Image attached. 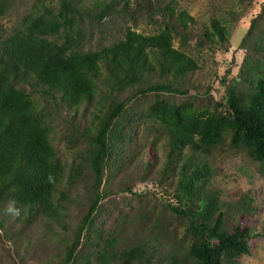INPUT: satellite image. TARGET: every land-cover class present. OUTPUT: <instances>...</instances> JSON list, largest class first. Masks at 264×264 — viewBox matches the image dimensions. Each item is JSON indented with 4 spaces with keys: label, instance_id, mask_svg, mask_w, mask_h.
Segmentation results:
<instances>
[{
    "label": "trees",
    "instance_id": "trees-1",
    "mask_svg": "<svg viewBox=\"0 0 264 264\" xmlns=\"http://www.w3.org/2000/svg\"><path fill=\"white\" fill-rule=\"evenodd\" d=\"M18 1L0 0V246L12 236L27 246L31 226L41 222L54 234L62 230L57 264H233L249 255L250 229L225 222L206 160L239 155L264 176V5L240 41L244 58L236 76L220 79L224 100H216L209 84L203 94L189 95L203 66L188 41L226 53L227 24L236 17L198 25L164 0L155 10L151 0H32L5 28L1 21ZM155 13L159 19L150 20ZM139 17L155 25L154 33L136 30ZM37 91L45 103L60 101L77 114L92 110L84 127L68 122L67 143L86 145L68 165L53 141L57 107L54 116L40 108ZM150 94L152 104L128 119L127 105ZM133 119L146 125L139 144L137 126L129 132ZM147 146L157 160L141 158ZM86 176L90 184L77 201L83 212L70 221L71 184ZM150 179L154 189L146 185ZM113 195H122V210L112 207L111 225L98 219ZM248 197L232 209L251 215ZM10 205L18 211L9 212Z\"/></svg>",
    "mask_w": 264,
    "mask_h": 264
},
{
    "label": "rangeland",
    "instance_id": "rangeland-1",
    "mask_svg": "<svg viewBox=\"0 0 264 264\" xmlns=\"http://www.w3.org/2000/svg\"><path fill=\"white\" fill-rule=\"evenodd\" d=\"M49 0H47L48 2ZM104 0H101V2ZM117 2V0H105ZM104 1V2H105ZM173 4L176 14L179 12H187L190 16L194 17L196 22L199 24L206 23L210 18L215 17L219 20H226L227 22L230 19V16L236 17L237 21H232L227 24V27L230 29L227 36V46L228 52L224 53L222 50H210L207 47L198 50L195 49L194 38H190L188 41V50L192 56L199 60V64L203 66V69L193 76V80L197 82L198 88L191 89L189 95L194 96V94L199 93L203 94L205 92L206 86L209 84L212 87V95H214L216 100L223 99L224 97V88L220 85V79L223 76H229L233 78L236 76L239 66L241 65L244 54L239 48L241 39L244 37L247 29L250 26L251 21L255 16L260 13L261 6L264 5V0H164ZM32 0H21L17 2V5L13 12L8 15L4 20L1 21V25L5 28L10 26H15L16 22L19 20V17L22 16L24 11L30 7ZM92 2V1H91ZM157 2L160 0H151L152 8L155 10L158 8ZM154 13V12H153ZM152 13V15H153ZM230 15V16H229ZM155 16V17H154ZM154 16H151L150 20H158L160 17L159 13H155ZM234 19V18H232ZM138 24L137 31H142L146 34L154 33L155 25L151 21L144 18ZM144 21V22H142ZM148 23V24H147ZM149 23H151L149 25ZM82 30H85V35L87 36L88 32V23L83 24ZM88 32V33H87ZM92 43V42H91ZM90 44H86L82 49H90ZM175 48H181L178 38L174 41ZM150 83L154 82L153 79ZM29 91V90H28ZM27 91V92H28ZM126 92L120 94L118 101L124 100L129 96ZM34 100H36L40 108H45L51 114H53V107L56 106L55 112L59 113V116L56 114L55 133L53 134V141H56V149H59L62 155V162L67 165L70 163L72 158H75V155L78 156L80 153L85 150L84 140L82 142L76 141L72 138L71 142L67 143V137L69 134V123L72 122L80 127H84L88 121V113L92 111L91 109L86 111L84 107L80 108V112L77 114L74 110L69 109L66 104L58 101L57 106L54 102L45 103L44 96L41 91H37L34 95ZM153 94L147 95L141 102L133 100L129 105H127V110H129L128 119L133 112V115L143 112L147 107L152 104L154 98ZM43 98V99H42ZM224 100V99H223ZM173 101V100H172ZM178 103L180 100H174ZM54 116V114H53ZM62 118V123L60 122ZM134 118V117H132ZM129 132L132 131L133 127H136V134L134 142L139 144L141 141V131L146 127L143 123H136V121H128ZM140 130V131H139ZM60 138H65L66 141L61 140ZM139 140V141H137ZM62 143V144H61ZM160 144V143H159ZM68 145V146H66ZM55 146V145H54ZM67 148L69 152L67 151ZM156 155L151 150L150 146H147L145 153L141 158L144 160L155 161L153 159ZM160 160L155 163L158 165L156 169L161 166L163 155L161 152H158ZM78 164L83 163L81 159L75 160ZM211 166L210 174V185H212V191L217 190L218 198L221 203V209L225 213V222L230 226H240L241 228H249L251 232V238L249 239V255H243L236 258L233 264H264V176L259 172L258 164L248 160L246 157L242 156H223L218 159L208 157L206 160ZM132 167V166H130ZM129 167V168H130ZM136 170H131L128 173L132 175V178L137 176L139 172V166L136 165ZM108 175V172L105 173V176ZM104 176V177H105ZM120 178V177H119ZM125 178V177H124ZM131 178V176H130ZM133 183V180L131 181ZM90 184L89 176L82 179H76L74 183L71 184V195L74 196V204L71 206L70 210V221L77 220L83 209H80V204L78 207L77 201L81 199V196L85 194L88 185ZM154 182L150 179L147 182V186L150 189H154ZM66 185V184H65ZM64 186V185H63ZM62 186V190L64 187ZM142 184L136 183V189H141ZM70 189V187H67ZM106 189L111 191L115 189V186H106ZM155 191V190H154ZM126 195H129L126 193ZM246 195H249L248 199H253L252 207L254 208L251 215L248 214H238L233 210V206H236L240 203V200L245 198ZM79 196V197H78ZM122 195H113L108 197L103 201L102 206L107 210V214H102L98 221L108 220V224H113L115 221L112 219V207L122 210ZM128 197V196H127ZM130 200V199H129ZM135 202L132 201V206H135ZM136 207V206H135ZM126 212H130L131 209H125ZM97 221V222H98ZM32 230L29 234L28 240L29 244H25V240L18 239L15 240V237L12 236L10 242L5 246H0V264H57L60 261V258L63 256L64 245L60 243V232L54 234L50 230L48 231L41 222H35L31 226ZM180 231L183 230V226L179 228ZM57 232V231H56ZM55 232V233H56Z\"/></svg>",
    "mask_w": 264,
    "mask_h": 264
},
{
    "label": "clouds",
    "instance_id": "clouds-1",
    "mask_svg": "<svg viewBox=\"0 0 264 264\" xmlns=\"http://www.w3.org/2000/svg\"><path fill=\"white\" fill-rule=\"evenodd\" d=\"M9 212H17L18 210L14 209L11 205L9 206V209H8Z\"/></svg>",
    "mask_w": 264,
    "mask_h": 264
}]
</instances>
